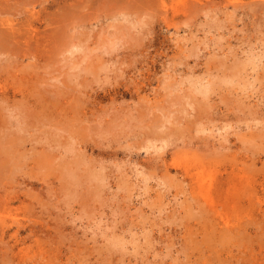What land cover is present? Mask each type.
<instances>
[{"label":"rangeland","instance_id":"rangeland-1","mask_svg":"<svg viewBox=\"0 0 264 264\" xmlns=\"http://www.w3.org/2000/svg\"><path fill=\"white\" fill-rule=\"evenodd\" d=\"M0 21L24 40L0 30V264H264V195L227 225L203 198L264 194V0H0Z\"/></svg>","mask_w":264,"mask_h":264},{"label":"bare ground","instance_id":"bare-ground-1","mask_svg":"<svg viewBox=\"0 0 264 264\" xmlns=\"http://www.w3.org/2000/svg\"><path fill=\"white\" fill-rule=\"evenodd\" d=\"M0 23H2L1 21H0ZM0 30H2L3 31V34H8L9 35V37H11L10 39H11V41L13 42V40L14 39H16L17 37L21 40V37H19V35H17V34H15V31H12L11 29H10V27H9V29H1L0 28ZM9 31V33H7L8 31ZM21 35H23V34H21ZM20 35V36H21ZM26 35H24V37H25ZM22 38H23V36H22ZM26 38V37H25ZM25 38H23V39H25ZM10 39H8L7 41H10ZM19 39H16L17 40V42L19 41ZM15 41V40H14ZM22 41V40H21ZM24 41V40H23ZM22 41V42H23ZM207 87V86H206ZM204 88V87H203ZM201 89V88H200ZM207 89V88H206ZM4 142V141H3ZM12 143V142H11ZM10 145V144H9ZM4 146H5V144H3L2 145V142H1V146H0V152L4 149ZM6 146H8V145H6ZM11 147H13V145L11 146ZM10 147V148H11ZM2 148V149H1ZM8 147H6V149H7ZM9 150H11V152H12V148L11 149H9ZM9 150H6L7 152H9ZM2 153H6V152H2ZM1 154V153H0ZM8 154H10V152L8 153ZM12 157V156H11ZM11 157H9L10 159H11ZM1 158V157H0ZM8 158V159H9ZM7 159V160H8ZM5 160V159H4ZM13 161V160H12ZM6 163V162H5ZM8 163H9V161H8ZM233 172H234V168H232L231 169V171L230 172H228V173H230V175H233ZM230 175H229V177H230ZM202 178H204V175L202 176ZM198 180L200 179V176H198V178H197ZM245 180V179H244ZM203 185V184H202ZM249 185H251L250 183H247L246 184V186L245 185H240V187H239V192H238V194L239 195H237L236 193H235V196L234 197H229V198H227V197H225V200L223 201L224 202V204H222V202H221V204H220V201L219 202H214L213 201V199H212V196H211V190H210V188L208 189V191L206 190L205 192H206V194L205 193H203V191H202V189H199L198 190V192H200L201 194L203 193L204 195H203V198L205 199V201L209 204V205H211V208H213L214 209V211H215V215H217V217L225 224V225H227V224H229L230 223V218H228V216H224V212L222 213V210L220 209V206L221 205H223V206H225L226 204H229V203H232L233 204V201H234V204L235 205H239V206H241V208L243 207V208H248V206H250V205H254L256 202H258V203H260V201L262 200V198H263V195L264 194H260V190L259 189H256V188H254L253 186H249ZM201 187H203V186H201ZM222 187H223V185H219L218 186V189L220 190V194L223 196L224 194H225V196H226V192L223 194V192H222ZM243 188V189H242ZM244 188H247V189H244ZM230 188H228L227 189V193H230V190H229ZM263 191L261 192V193H264V186L261 188ZM231 204V205H232ZM234 206V205H233ZM250 207H253V206H250ZM249 207V208H250ZM249 210V209H248ZM239 211H240V209H239ZM243 215H241V217H242ZM233 218V217H232ZM6 219L7 218H5L4 216H2V215H0V225L3 223V222H5L6 221ZM234 219V218H233ZM232 219V220H233ZM236 219V218H235ZM239 219H240V217H239ZM242 219H244V217L242 218ZM242 219H240V220H242ZM18 221V220H17ZM227 227H229V228H227ZM226 228L227 229H230V230H234L235 229V227L236 226H232L231 228H230V226H227ZM18 229H19V227H18Z\"/></svg>","mask_w":264,"mask_h":264}]
</instances>
